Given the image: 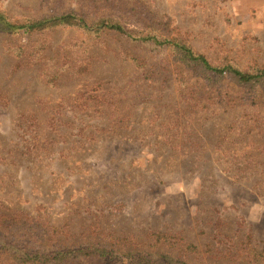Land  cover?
Here are the masks:
<instances>
[{
	"label": "rangeland",
	"instance_id": "obj_1",
	"mask_svg": "<svg viewBox=\"0 0 264 264\" xmlns=\"http://www.w3.org/2000/svg\"><path fill=\"white\" fill-rule=\"evenodd\" d=\"M0 10L16 24L73 12L134 35L0 32V235L122 251L63 264H128L127 254L264 264V82L134 40L264 70V0H0Z\"/></svg>",
	"mask_w": 264,
	"mask_h": 264
},
{
	"label": "trees",
	"instance_id": "obj_2",
	"mask_svg": "<svg viewBox=\"0 0 264 264\" xmlns=\"http://www.w3.org/2000/svg\"><path fill=\"white\" fill-rule=\"evenodd\" d=\"M57 27H75L87 34H99L106 31H114L117 33L127 34L133 38L132 33L128 34L122 25L112 23L108 19H100L92 24H88L82 17L73 12L62 13L50 17L40 18L34 21H27L22 24L12 23L5 12L0 10V32L3 33H17L20 30L24 32H40ZM134 40L141 42L150 41L157 47H169L177 50L180 57L179 60L187 63H195L205 71L211 72L215 75H222L228 73L239 83L264 82V70H256L254 72L240 71L238 69L226 66L223 68L212 66L201 55H196L187 46L171 41L168 39H159L157 37H135ZM189 250L191 246H186ZM0 254H6L11 262L16 264H63L68 261H74L82 256L91 258H108L114 260L122 251L106 249L98 246L89 247H36L27 242L16 239V236H2L0 235ZM127 254L128 264H152V259L160 260L159 264H186L185 262L171 259L164 255L147 254L145 257L134 258ZM150 256V257H149Z\"/></svg>",
	"mask_w": 264,
	"mask_h": 264
}]
</instances>
